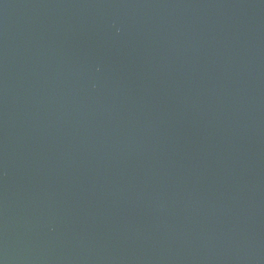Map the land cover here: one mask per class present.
Wrapping results in <instances>:
<instances>
[{"label":"water","instance_id":"95a60500","mask_svg":"<svg viewBox=\"0 0 264 264\" xmlns=\"http://www.w3.org/2000/svg\"><path fill=\"white\" fill-rule=\"evenodd\" d=\"M0 264H264V0H0Z\"/></svg>","mask_w":264,"mask_h":264}]
</instances>
